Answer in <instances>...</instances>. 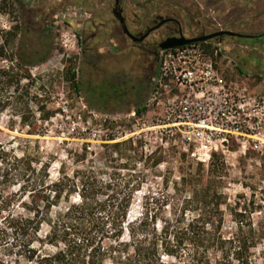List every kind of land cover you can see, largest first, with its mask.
I'll return each mask as SVG.
<instances>
[{"label":"rangeland","instance_id":"obj_1","mask_svg":"<svg viewBox=\"0 0 264 264\" xmlns=\"http://www.w3.org/2000/svg\"><path fill=\"white\" fill-rule=\"evenodd\" d=\"M17 1L32 15H23ZM114 9L111 0H0V31L23 29V21L32 17L33 40H38V45L45 38L51 43L47 60L32 68L36 83L31 105L36 126L20 125L6 111L0 116V143L10 162L14 157H23L36 169L44 167L50 182L60 176L71 178L75 171L88 167L96 169L103 178L112 173L120 177L139 174L142 185L135 193L129 219L139 218L141 213L157 220L173 218L180 214L184 197L191 195L193 189L192 185H178L175 193L174 183L182 177L202 174L211 160H204L202 155L203 161L196 159L198 153L204 152L197 150L191 132L152 128L157 124L156 111L145 106L150 84L144 77L154 53L132 45L124 36ZM119 9L132 34L153 26L156 17L174 15L188 36L221 29L249 36L251 39L245 43H253V51L261 58L256 61L248 57L244 75L237 72L227 56V51L236 46L234 41H211L204 45L212 51L221 50L219 67L225 81L264 98V77L245 76L253 71L264 75V0H125ZM159 34L155 32L149 41L158 40ZM1 36L0 32V43ZM19 39L20 34L10 45L11 50L17 48ZM84 53L92 71L89 79L85 77ZM72 74L78 91L71 85ZM111 85H115L114 92L115 88L120 89L114 97L99 100L98 95H92L96 89L105 97ZM43 114L50 115V119L42 122ZM114 143L127 145L117 150L111 147ZM254 144L252 140H230L224 147L218 141L208 146L210 158L220 154L226 165L222 178L228 205L222 207L225 235L233 229L229 209L239 210L253 202L257 208L250 218L264 237V135L260 145ZM123 154L134 157L136 163ZM149 156L152 158L145 160ZM140 158L143 160L138 162ZM134 163L136 167L132 168ZM125 164L132 169L123 168ZM69 199L77 201L75 195ZM64 204L61 201L59 207ZM54 211L58 209L53 208ZM187 214L191 213L187 210ZM47 229L43 225L40 235H45ZM252 254L254 264H264V239Z\"/></svg>","mask_w":264,"mask_h":264},{"label":"trees","instance_id":"obj_2","mask_svg":"<svg viewBox=\"0 0 264 264\" xmlns=\"http://www.w3.org/2000/svg\"><path fill=\"white\" fill-rule=\"evenodd\" d=\"M17 3L22 14L32 15L23 3ZM26 18L23 29L0 31V116L7 111L20 125L34 128L32 68L47 60L51 43L45 38L38 45L32 37L33 18ZM18 34V46L11 50ZM70 82L78 91L74 74ZM114 87L108 88L105 97L96 89L92 95L99 100L114 97L120 92L118 88L114 92ZM49 119L50 115L40 116L42 122ZM125 145L111 147L119 150ZM127 158L136 163L134 157ZM7 160L0 143V264H254L252 251L264 239L250 218L257 208L253 202L248 204L250 210L247 205L229 209L233 229L228 235L223 233L222 207L228 205L222 186L226 165L220 154L211 156L202 174L174 183L175 193L178 185H192V193L184 197L179 215L160 220L147 213L129 219L135 193L142 185L139 174L120 177L112 173L103 178L88 167L75 171L71 178L60 176L50 182L44 167L36 169L23 157ZM129 166L123 168L132 169ZM72 195L77 201L69 199ZM61 201L63 207H59ZM187 210L191 214L186 215ZM43 225L48 229L42 236Z\"/></svg>","mask_w":264,"mask_h":264},{"label":"built area","instance_id":"obj_3","mask_svg":"<svg viewBox=\"0 0 264 264\" xmlns=\"http://www.w3.org/2000/svg\"><path fill=\"white\" fill-rule=\"evenodd\" d=\"M220 54L200 44L160 50L145 105L156 111L152 128L191 132L202 161L210 159L212 141L224 147L252 140L256 146L264 135V98L225 81Z\"/></svg>","mask_w":264,"mask_h":264},{"label":"flooded vegetation","instance_id":"obj_4","mask_svg":"<svg viewBox=\"0 0 264 264\" xmlns=\"http://www.w3.org/2000/svg\"><path fill=\"white\" fill-rule=\"evenodd\" d=\"M114 2L115 5V9L113 10V13L116 17V19L118 20L119 24L121 25L122 28V32L124 34V36H126L129 41L132 43L133 46H138V47H142L144 49V51L149 52L150 54H153V61H151L150 63H148L149 67L146 69V75H145V80L151 81V78L153 77V75L155 74L156 68H157V61H158V54L159 51L161 50L159 48L160 44L166 40L167 38H173V37H184L185 39H191V38H198V37H202V36H206V35H210L212 33H197V34H193L191 36H188V34H185V32L183 31L181 25L179 24V22L177 21V18L174 15H167L166 17H156L153 26L151 27H146L142 32L140 33H134L132 34L127 27L124 24V20L122 17V12L121 9H119L120 4L122 2H125V0H111ZM130 1V0H128ZM122 20L123 23H120L119 20ZM149 29H153L149 34H147L143 39H141V37H143L147 31ZM125 30H127L133 37H135L136 40H132L126 33ZM160 32L159 34V38L158 40H152L149 41V37L152 36L155 32ZM220 31H229V30H218L215 31L213 33L216 32H220ZM232 32V31H230ZM236 33V32H233ZM239 34V33H236ZM240 36H227V35H222V36H218V37H214L210 40H206V41H202V42H197V43H193V44H200V45H204L205 43L207 44V42H211V41H217V42H222L224 40H232L235 43V47L232 51H227V56L229 57V59L233 62V64L236 66V70L239 74L244 75L242 72H240V70L242 68H244L245 66H247V63L245 62L247 60L248 57H254L253 59L258 61L260 60V56L256 53V51H253L255 48L253 45V43H245V41H247V39H251L249 36L246 35H242L239 34ZM140 39V40H137ZM220 44V43H218ZM85 51L87 50V48L84 49ZM149 54V55H150ZM83 58H84V69H85V77L86 79H89L88 77H90L91 74V69L89 66V63L87 61V55L86 53L83 54ZM245 64V66H243L242 64ZM240 69V70H239ZM154 71L152 74L151 72ZM242 71V70H241ZM253 74L256 75H262L260 72L258 71H253L251 73H246L245 76H251ZM115 86V85H114Z\"/></svg>","mask_w":264,"mask_h":264},{"label":"water","instance_id":"obj_5","mask_svg":"<svg viewBox=\"0 0 264 264\" xmlns=\"http://www.w3.org/2000/svg\"><path fill=\"white\" fill-rule=\"evenodd\" d=\"M120 23H123V21L120 19L119 20ZM153 29H149L147 31V33L141 37V39H143L147 34H149ZM125 33L132 39V40H136L135 37H133L127 30H125ZM222 35H227V36H240L239 34L230 32V31H220V32H216V33H212L210 35H206V36H202V37H198V38H191V39H185L184 37H173V38H167L166 40H164L159 48L161 50H167V49H172L175 47H180V46H185V45H189V44H193V43H197V42H202V41H206V40H210L214 37H218V36H222ZM140 40V39H137Z\"/></svg>","mask_w":264,"mask_h":264}]
</instances>
